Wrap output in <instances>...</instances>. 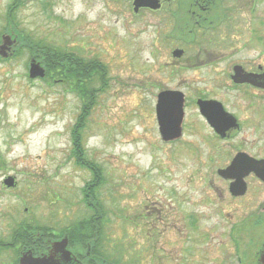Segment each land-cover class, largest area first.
Here are the masks:
<instances>
[{
	"label": "rangeland",
	"instance_id": "374dc122",
	"mask_svg": "<svg viewBox=\"0 0 264 264\" xmlns=\"http://www.w3.org/2000/svg\"><path fill=\"white\" fill-rule=\"evenodd\" d=\"M132 2L0 0V36L10 15L30 41L60 54H76L85 63L101 62L107 71L89 84L95 89V102L80 129L83 159L93 163L92 173L73 155L72 129L84 103L76 89L63 77L59 81L61 76L54 71L49 74L55 76L46 80L30 79L28 48L0 59L1 234L8 233L14 220L27 217L61 226L88 219L93 213L84 202L88 187L86 194L92 195L86 200L103 215L97 220L106 233L99 243L106 238L108 246L118 248H111L118 260L122 256L134 264H152L151 255L157 250L162 264H179V256L188 264H237L232 248L217 246L229 241L230 228V222L219 217L203 219L202 226L215 237L206 252L180 248L186 209L206 208L200 202L203 157L201 153L191 157L181 147L196 141L197 135L187 133L175 143L164 142L155 113L160 91L180 89L194 95L197 89L188 85L192 80L216 89L218 75L188 72L175 64L172 51L180 46L161 38L169 24L160 23L164 15L145 10L135 15ZM191 118H197L194 111ZM8 176L16 182L11 189L2 186ZM142 228L155 229V239H148ZM250 228L256 236L250 245L264 240V220L254 221ZM229 252L233 258H228Z\"/></svg>",
	"mask_w": 264,
	"mask_h": 264
},
{
	"label": "flooded vegetation",
	"instance_id": "af4514ba",
	"mask_svg": "<svg viewBox=\"0 0 264 264\" xmlns=\"http://www.w3.org/2000/svg\"><path fill=\"white\" fill-rule=\"evenodd\" d=\"M158 1L157 9L142 7L138 11L132 2L133 12L163 14L160 23L169 24L161 38L180 46L172 51L175 64L184 65L188 72H216L219 82L216 89H208L190 81L189 87L197 89L194 95L180 89H164L157 95L158 101L166 90L183 93L182 136L167 143H175L187 133L197 135L196 141L186 139L188 143L181 147L191 157L199 153L203 157L200 202L206 208L186 209L180 248L206 252L215 237L202 226L203 219L219 217L230 222V228L229 241H219L217 246L232 248L237 264L250 260L263 264L264 240L250 245L252 237L256 238L250 226L264 220V0ZM178 50L181 52L176 53ZM191 111L196 119L191 118ZM15 185H7L6 180L2 183L8 189ZM172 193L176 195L175 190ZM88 200L84 197L93 213L82 222L74 219L61 226L27 217L14 220L5 235L0 229V264H134L111 254L118 248L108 246L106 238L96 243L95 225L103 215ZM142 231L148 239L157 234L153 228ZM99 232L106 233L105 229ZM243 233L246 237L242 239ZM231 253H227L228 258H233ZM155 258L163 263L157 250L151 255L152 264H156ZM178 259L179 264H188L184 256Z\"/></svg>",
	"mask_w": 264,
	"mask_h": 264
},
{
	"label": "trees",
	"instance_id": "16d2710c",
	"mask_svg": "<svg viewBox=\"0 0 264 264\" xmlns=\"http://www.w3.org/2000/svg\"><path fill=\"white\" fill-rule=\"evenodd\" d=\"M14 9L13 7L9 10V14L11 10ZM9 16V24H13V27L17 32L21 35L19 38L21 42L22 48H28L30 51L31 56H36L44 62V64L47 66L48 74L51 71H54L62 77L65 78L71 89H76L75 91L81 96L82 100H84L82 112L81 115L78 117L79 119L74 124V128L72 129L73 132V155L74 158H76L77 163L89 170L94 172V166L93 163H90L87 160L83 159V156L85 155V150L83 147V143L81 142V132L80 129L83 131L85 123L88 121V117L91 113V110L93 108L94 104V90L90 89L89 84L92 82L93 77H103V74H105L107 71L104 67V64L101 62H87L85 63L83 58L79 57L78 55H69V54H60L59 52L49 50L45 45L42 44V42H32L28 39L27 36L24 35V33L20 32L15 24L13 23L11 16ZM7 30V27L6 29ZM53 59L54 62L46 63V61ZM54 75L55 74H49ZM60 80V79H59ZM102 90V87L100 88V91ZM98 91V90H96ZM96 181V177L94 176V182ZM93 188L96 187V183L92 184ZM90 186V183L87 185ZM88 187L86 188L87 192ZM85 197L91 198V193L86 194ZM95 194V192H94ZM98 212V211H97ZM101 225L98 223L95 225L96 228V238L97 242H100L101 239V233L99 232Z\"/></svg>",
	"mask_w": 264,
	"mask_h": 264
},
{
	"label": "water",
	"instance_id": "95a60500",
	"mask_svg": "<svg viewBox=\"0 0 264 264\" xmlns=\"http://www.w3.org/2000/svg\"><path fill=\"white\" fill-rule=\"evenodd\" d=\"M134 10L138 11L142 7L157 9L160 4L158 0H134ZM21 35L10 24L6 33L2 34L0 39V57L8 58L13 56L19 49L18 43ZM181 50L176 51V53ZM46 69L42 63L32 58L29 63V77L31 79L44 78ZM156 114L159 124L161 137L165 141H171L182 136V124L184 120V95L181 91L166 90L159 94L156 105ZM225 175H230L225 173ZM15 179L9 176L6 179V184L14 185ZM261 262L264 264V255L261 257Z\"/></svg>",
	"mask_w": 264,
	"mask_h": 264
}]
</instances>
